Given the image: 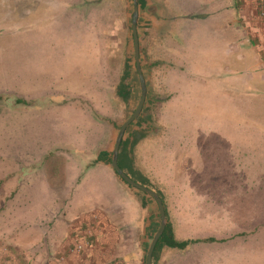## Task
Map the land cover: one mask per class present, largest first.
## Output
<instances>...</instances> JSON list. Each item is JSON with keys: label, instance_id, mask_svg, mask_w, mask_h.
Segmentation results:
<instances>
[{"label": "rangeland", "instance_id": "1", "mask_svg": "<svg viewBox=\"0 0 264 264\" xmlns=\"http://www.w3.org/2000/svg\"><path fill=\"white\" fill-rule=\"evenodd\" d=\"M153 1H148L150 12L161 17L164 26L153 30L151 23L139 25L137 19L146 96L139 116L123 135L128 136L138 118L150 119L138 143L155 150L140 155L145 173L140 174L166 196L174 145L186 142L203 149L201 155L209 165L215 162L220 177H264V160L258 166L246 164L254 155L252 148L255 159L263 158L264 98L249 93L250 84L242 82L254 77L248 69L263 63V55L247 40L239 54L231 42L223 45L218 37L222 22L212 13L198 18L202 21L196 25L186 19L188 10L204 9L196 8V0H164L171 18L154 12ZM132 10V0H0V183L19 181L28 188V199H20L22 193L17 198L22 213L41 208L38 190L49 175L45 163L53 154L59 155L65 181L72 185L75 174L67 172L91 163L94 147L105 144L112 130L110 161L118 129L141 94ZM206 10L211 11L209 6ZM141 12L138 7V18ZM259 69L255 79L263 81L264 71ZM122 79L124 96L118 90ZM134 146H128L131 153ZM82 172L84 179L101 170L87 167ZM125 203L132 206L129 200ZM7 204V197L0 198V209ZM250 213L264 219V213ZM9 217L1 216L0 228L8 229ZM159 223L157 212L153 233ZM7 232L0 231V251L5 255L11 249ZM250 235V242L241 247L219 249L209 261L206 256L192 257L184 264H264V226Z\"/></svg>", "mask_w": 264, "mask_h": 264}, {"label": "crops", "instance_id": "2", "mask_svg": "<svg viewBox=\"0 0 264 264\" xmlns=\"http://www.w3.org/2000/svg\"><path fill=\"white\" fill-rule=\"evenodd\" d=\"M148 1L142 0L139 25L151 23L153 30L163 27L162 18L157 19L150 12ZM196 1V8L202 5L204 9L197 13V9L188 10L186 19L195 21L196 25L202 21L198 18L207 19L212 13L222 22L218 37L223 45L231 42L232 48H237L235 53L239 54L240 45L247 40L263 55V63L253 64L248 69L254 77L242 82L250 84L249 93L264 98V80L255 79L256 68L264 71V21H261L264 20V13L261 15L264 0ZM153 3L154 12L170 16L164 0ZM208 6L211 11L206 10ZM111 134L112 130H109L106 143L94 147L91 163L77 164L75 171L67 172L75 174L72 185L65 181L59 155L50 153L54 156L50 157L46 154V158L50 157L45 163L49 175L40 182L38 193L43 200L40 201L41 208H35L34 213L19 210L17 198L22 193L20 199H28V188L23 189L19 181L6 186L2 180L0 198L7 197L8 204L0 209V224L2 215L10 217L8 229L0 228V231H8L7 243L11 249L7 256L0 251V264H146L148 247L146 251L145 247L150 235H154L158 207L156 210L157 205L148 194L127 184L107 163ZM176 144L170 161L172 168L166 178L167 188H163L166 196L150 188L163 202L166 221L171 225L174 237L197 241L184 249L162 246L152 258V264H184L186 259L197 260L203 256L209 261L208 256L215 253L217 257L219 249L227 251L230 247L235 249V245L238 248L250 242V233L258 226H264L263 218L256 219L254 213H250L251 210L256 215L264 213L260 210L264 200V177L252 173L220 177L215 162L211 161L212 165H209L210 162L201 155L202 148L186 142ZM252 149L254 155L246 164L258 166L264 160V154L262 160H257L254 157L256 151ZM146 150L153 152L155 149H146L144 144L137 143L132 153H127L132 168L141 174L145 173L139 158ZM144 158L148 159L147 156ZM87 167H99L101 172H93V176L83 179L81 174ZM146 177L150 178L149 175ZM128 200L132 206L125 203ZM81 240L88 243L76 251L74 245ZM232 241L237 244L231 245Z\"/></svg>", "mask_w": 264, "mask_h": 264}, {"label": "water", "instance_id": "3", "mask_svg": "<svg viewBox=\"0 0 264 264\" xmlns=\"http://www.w3.org/2000/svg\"><path fill=\"white\" fill-rule=\"evenodd\" d=\"M132 6H133V10H132V16H131V31H132V36H133V50H134L135 66H136L137 73L139 75L141 94H140V98H139L136 108L133 110L132 114L124 120V122L120 125L118 129V132H117V135L114 141V146L112 149L110 165L112 169L122 178V180H124L127 184L136 188L137 190L148 194L157 204L159 217H160V223L150 241V244L148 246L147 253H146V264H152V254H153L155 244L158 238L160 237V235L162 234V232L164 231V228L166 225V215H165V208H164L163 202L155 191H153L152 189L144 185H141L133 181L119 167L117 163L119 145H120L121 140L123 139L125 130L139 116L142 110L144 101H145V96H146V84H145V80L143 78L141 68H140L139 42H138V35H137V30H136V26H137L136 24H137V19H138V7H139L138 0H132Z\"/></svg>", "mask_w": 264, "mask_h": 264}, {"label": "trees", "instance_id": "4", "mask_svg": "<svg viewBox=\"0 0 264 264\" xmlns=\"http://www.w3.org/2000/svg\"><path fill=\"white\" fill-rule=\"evenodd\" d=\"M141 4H142V0H138L139 7L141 6ZM123 79H124V76H123ZM123 79L119 85L118 90H119V93L124 96L126 94V91H125V93L121 92V89L125 90L124 88L126 87V85H124ZM140 119L138 118V120L135 124V127L133 128V130L130 131L128 136L121 140L120 145H119L117 163L123 171L125 170V173L133 181L149 188L150 185L148 183V180L144 176H142L140 174V172H138L137 170H134L132 168L131 161H130L128 154H127L128 151H130L128 149V146L131 145L133 147L136 143H138V141L146 135L148 128H150V123L148 121V120H150L149 118L148 119L144 118L142 120H140ZM132 147H131V149H132ZM106 161H107V163H110L109 159H107ZM195 241H197V239L177 240L173 235L171 225L168 222H166L164 231L162 232V234L160 235V237L158 238V240L155 244L153 254H152V258H154L156 251L159 248H161L162 246L184 249L190 243L195 242Z\"/></svg>", "mask_w": 264, "mask_h": 264}, {"label": "built area", "instance_id": "5", "mask_svg": "<svg viewBox=\"0 0 264 264\" xmlns=\"http://www.w3.org/2000/svg\"><path fill=\"white\" fill-rule=\"evenodd\" d=\"M263 13H264V12L261 11V15H262ZM87 243H88V241H86V240L76 241V243H75V245H74V249H75L76 251H80V250L83 249V247H84L85 245H87Z\"/></svg>", "mask_w": 264, "mask_h": 264}]
</instances>
